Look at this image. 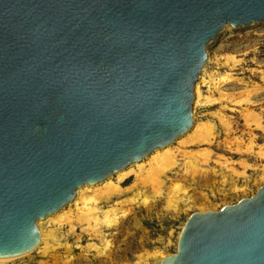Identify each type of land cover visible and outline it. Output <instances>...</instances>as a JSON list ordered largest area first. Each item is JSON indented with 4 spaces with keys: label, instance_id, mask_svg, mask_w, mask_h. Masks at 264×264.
I'll list each match as a JSON object with an SVG mask.
<instances>
[{
    "label": "water",
    "instance_id": "95a60500",
    "mask_svg": "<svg viewBox=\"0 0 264 264\" xmlns=\"http://www.w3.org/2000/svg\"><path fill=\"white\" fill-rule=\"evenodd\" d=\"M260 22L264 0H0V258L189 131L207 46ZM160 264H264V186L193 214Z\"/></svg>",
    "mask_w": 264,
    "mask_h": 264
},
{
    "label": "rangeland",
    "instance_id": "374dc122",
    "mask_svg": "<svg viewBox=\"0 0 264 264\" xmlns=\"http://www.w3.org/2000/svg\"><path fill=\"white\" fill-rule=\"evenodd\" d=\"M207 54L210 58L208 73L217 71L219 75L230 74L232 78L230 82L223 83L222 90L228 93L225 96L219 95L214 85L207 83L200 86L204 96L219 101L210 107L198 106L196 110L198 122L211 120L219 129V135L209 147L212 157L207 166L215 170L224 169V174L229 175L225 167L217 166L215 162H230L238 172L243 171V163L252 165V170L246 171L250 176L249 181L233 177L236 185L245 187V190L234 191L230 183L222 185L221 177L209 171L202 173L198 170L194 177L190 176L191 172L181 166L168 176L166 196L163 198L148 205H132L125 200V203L116 206V222L110 227L88 228L78 222L73 223V227L64 223L60 227L46 226L48 230H57L60 237L58 243L52 239L45 240L40 249L4 264H138L141 261H144L143 264H153L158 253L170 256L176 252L178 237L193 214L200 213L202 209L218 212L225 206L253 197L264 186L257 181L261 169H264V160L255 154L243 152L251 138L257 147L264 148V22L245 27H226L207 46ZM227 56L234 60L228 61ZM248 99L252 103H248ZM250 114L260 117V126ZM219 118L230 123L229 130L221 126ZM173 147L181 162L183 158L179 151L200 148L196 145L181 148L178 143ZM257 147L255 150H258ZM238 148L241 152H238ZM133 180L130 177L123 186ZM176 182L189 190L193 207L182 208L179 212L171 210L168 197ZM112 204L103 206L107 208ZM121 211L126 213L123 215ZM106 241L108 246L105 247ZM45 250L48 253L44 255Z\"/></svg>",
    "mask_w": 264,
    "mask_h": 264
},
{
    "label": "bare ground",
    "instance_id": "6f19581e",
    "mask_svg": "<svg viewBox=\"0 0 264 264\" xmlns=\"http://www.w3.org/2000/svg\"><path fill=\"white\" fill-rule=\"evenodd\" d=\"M229 27L230 26H227V28ZM226 59L228 61L234 60L231 56H227ZM234 62L236 63V61ZM209 63L210 58L207 59L198 81L194 86L195 98L193 104V125L190 130L186 131L185 134L177 138L172 144L154 150L141 161L132 163L128 167L107 177L102 182L87 184L77 189L74 199L68 205L58 212L37 222L36 225L40 232V242L34 250L40 249L43 242L48 239H52L56 243L59 242L60 237L58 236L57 230H48L46 226L53 225L55 227H60L62 226V223H64L73 227V223L78 222V224L81 225L85 224L88 228H99L102 226L110 227L116 222V213L118 212L116 206L123 204L126 201L128 202V200L132 205H148L159 198H163L166 196L165 188L169 179L168 176L173 174L175 169L181 166L185 167L187 172H191L190 176L195 175V172L198 170H201L202 173L209 171L212 172L214 176L221 177L222 185L230 183L234 191L245 190V187H239L236 185L237 183L236 181H233V177L243 178L246 182L249 181L250 176L247 175L246 171L252 170V165L243 163V171L238 172L235 168L231 167L232 163L230 162H215V164L217 163V166H222V168L225 167V169L230 172L229 175L224 174V169L215 170L214 168L207 166L208 161H210V158L212 157V150L209 147L211 146L213 139L219 135V129L218 125L211 120L198 122L196 110L198 106L210 107L214 106L219 101L212 97L204 96L200 86L207 83L214 85L213 87L215 91L219 95L225 96L228 93H225L222 90L223 83L232 80L230 74L219 75V72L217 71L208 73ZM219 82L220 84L218 85ZM203 101L205 102L203 103ZM247 102L249 103L251 101L248 99ZM250 116L254 118L257 126H260V117L257 114H250ZM220 121L221 126L223 125L227 130L230 129V123L226 119L219 118V122ZM176 143L181 144V148L186 146L195 147V145L200 148L192 151H179L178 153H181L183 158L181 162L178 158L179 155L177 154V151H175L173 147ZM256 147L257 145L255 144L254 139L251 138L249 144L246 145V150L243 152L255 154L258 158L264 160V148L258 146V150H255ZM237 150L238 152H241L240 148ZM130 177L134 179L133 182L127 186H123ZM114 180L116 181L114 182ZM257 181L262 185L264 184V169H261V174H259ZM123 198L126 199L122 200ZM109 203L113 204L109 205L107 208L103 206V204ZM168 203L169 207L174 212H179L182 208L189 209L194 205L189 190L180 182L173 183L172 191L168 197ZM121 213L124 215L126 211H121ZM104 245L105 247L108 246V242L106 241ZM31 252L21 256L0 258V264L24 257ZM47 253L48 250L43 252L44 255ZM156 257L157 260L153 264H160L168 256L163 253H158ZM143 263L144 261H141L138 264Z\"/></svg>",
    "mask_w": 264,
    "mask_h": 264
}]
</instances>
